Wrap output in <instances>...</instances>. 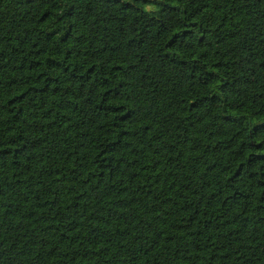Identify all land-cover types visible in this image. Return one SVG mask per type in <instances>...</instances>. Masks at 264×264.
<instances>
[{
    "label": "trees",
    "instance_id": "obj_1",
    "mask_svg": "<svg viewBox=\"0 0 264 264\" xmlns=\"http://www.w3.org/2000/svg\"><path fill=\"white\" fill-rule=\"evenodd\" d=\"M0 264H264V0H0Z\"/></svg>",
    "mask_w": 264,
    "mask_h": 264
}]
</instances>
